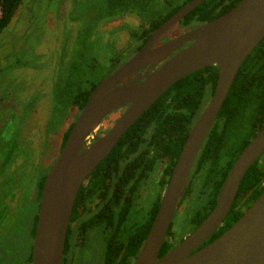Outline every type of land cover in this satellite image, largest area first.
Masks as SVG:
<instances>
[{
	"label": "water",
	"instance_id": "water-1",
	"mask_svg": "<svg viewBox=\"0 0 264 264\" xmlns=\"http://www.w3.org/2000/svg\"><path fill=\"white\" fill-rule=\"evenodd\" d=\"M202 1L190 0L175 11L137 53L104 75L90 92L45 176L32 264H62L69 218L81 185L166 89L186 74L207 66L217 70L214 90L189 130L157 212L131 264H264V190L232 225L205 244L223 224L246 170L264 154V122L236 157L206 217L159 256L195 158L238 69L264 36V0H240L214 19L152 48L164 31ZM184 44L187 45L183 47ZM156 65L159 66L153 69ZM124 106L108 131L97 136L105 117Z\"/></svg>",
	"mask_w": 264,
	"mask_h": 264
},
{
	"label": "trees",
	"instance_id": "trees-1",
	"mask_svg": "<svg viewBox=\"0 0 264 264\" xmlns=\"http://www.w3.org/2000/svg\"><path fill=\"white\" fill-rule=\"evenodd\" d=\"M189 1L74 0L69 15L73 21L78 19L81 26L76 34L77 45L73 51L72 64L66 70L61 69V79L54 88L51 100V110H54L52 120L60 124L69 110L78 113L101 76L99 71L97 72L98 67L106 64V68L101 67L104 68L102 73H110L125 57L139 49L151 32L164 20ZM239 1L204 0L186 14L180 20V24L190 28L196 27L228 11ZM22 2L23 0H0V34L8 26ZM126 13L136 15L139 21L130 32L134 44L125 51L107 57L106 62L102 64L92 55L94 49L92 45L93 42L96 43V39H93L94 28L103 19ZM85 49L87 52L91 50L89 58L84 56ZM216 79V67L207 66L186 74L173 83L122 134L107 156L94 168L87 183L80 187L75 200L76 205L90 200L95 195L97 189L89 191L88 185L96 187L102 182L104 184L105 179L113 180L119 172L121 190L123 188L122 192L130 194L131 205L127 203L129 198L123 200L120 210L116 201L111 200L110 212L107 213H111L113 218L108 216L111 222L103 264H130L137 255L157 212L172 167L192 124L203 109L201 105L211 96ZM263 122L264 36L238 69L218 115L195 158L179 199L180 204L194 201L191 204V211L185 214L186 222L178 230L180 233H183L188 224L191 226L200 224L213 208L227 172ZM69 130L70 127L67 128L61 145ZM261 158H264V154L246 170L224 225L214 232L207 242L232 225L241 216L243 207L247 208L264 190L262 185L264 160L261 161ZM157 169L160 170L159 175ZM150 173L154 178L155 190L151 207L141 222L132 221L134 191L138 190L141 182L143 183ZM155 185L158 189H155ZM74 212L75 206L73 214ZM101 216L105 215L101 213ZM91 218L92 216L89 220ZM115 220L120 221L116 228ZM174 238V231H169L159 256L175 246Z\"/></svg>",
	"mask_w": 264,
	"mask_h": 264
},
{
	"label": "flooded vegetation",
	"instance_id": "flooded-vegetation-1",
	"mask_svg": "<svg viewBox=\"0 0 264 264\" xmlns=\"http://www.w3.org/2000/svg\"><path fill=\"white\" fill-rule=\"evenodd\" d=\"M21 5H19V7ZM19 7L17 8V10L19 9ZM71 10L72 9L70 5V9L67 12L69 13L71 12ZM126 15L133 16L134 14L126 13ZM117 17L103 19L99 21L96 27L94 28L93 37L97 36V38H93V39H96L95 44H98V46L100 47L98 48V50L104 49L103 48L104 44H106V43L103 44L101 40V35L96 34L98 32L99 26H101V23L108 20H114ZM12 18L9 22L10 27H11V23L13 25L16 24L18 25L19 21L21 22V20L18 19L17 17L15 18L14 21H13L14 18L13 19ZM73 22L75 23L76 26H78L75 33L77 34V31L81 26L79 25L80 21L76 19ZM138 22L139 21L137 18V23ZM131 27L129 28L127 27L129 29L128 30L129 45L120 51H116L114 53L110 52V56H108V58L112 56L111 54H116L118 52L125 51L128 49V47L130 48V46L134 44V41L130 35V32L134 30L133 29L134 27L132 28ZM189 29L191 28L182 26L179 20L176 24H174L169 29L164 31V33L158 37V39L152 45V48L160 46L163 43H166L176 38L177 36L181 35L182 33H184ZM149 37L146 39V41L149 39ZM146 41L139 47V49H137L133 53H130L129 56L125 57V59L112 71H114L124 62L130 59L135 53H137L143 47ZM70 45L63 52V54L62 53L60 54L61 61L60 63L57 64V67H59V69L55 77L52 78L53 82L51 88L52 90L50 97L51 99L49 100V103L48 101L46 102L49 104L46 110H44L43 108L41 110H34L36 105V103L34 105V102L36 98L32 97V104L28 106L30 110H24V112L21 110L17 116L18 122L15 121L12 122L7 119H9L10 113L11 115H14V113L16 114L17 110H6V106L10 109L9 107L10 100L7 99V96L10 93L9 89L5 88V91L2 94H0V139L1 141L7 143L6 157L4 155L2 156V159L5 157L4 162L0 160L1 161L0 162V264H32L33 244L35 238L36 225L38 222V214L40 211V202H41V194H42L44 179L50 167L52 166L53 161L58 155L59 150L63 146L61 145V143L67 128L70 127L71 129L78 113L81 110L80 109L78 113L75 110H69L67 115L65 116V118L62 119L60 124L59 123L57 124L56 121L52 120V112L54 110H51L52 107L51 100L53 99L54 88H56L55 85H57V82L61 79L60 76L61 69L65 68L64 70H66L72 64L73 50H70ZM186 45L187 44H184L183 47ZM18 47L19 44H17L16 48H9L8 56L2 59V61L10 57L11 54L10 52H12V50L17 52V50L19 49ZM2 61H0V71H1ZM104 62H106V60ZM105 66L106 64L103 65L102 67ZM158 66L159 65H156L153 69H156ZM111 68L112 66L110 67V69ZM146 68H148V65L144 69L140 70V73H144ZM103 71L104 68H101V70L99 71V73L101 74L99 80L104 75H106L105 73H102ZM4 81L5 79H3L2 81L0 80V86L3 85ZM35 91L38 92V88L35 89ZM37 95L41 99L42 97L41 91L38 92ZM15 107L17 108V104H15ZM125 108L126 106L109 113L102 121V124L98 129L99 131H101V133L100 134L98 133L97 136L107 132L108 129L112 126L114 120L122 113V111ZM27 121H29V124H24ZM56 133L58 134L56 135ZM93 139L94 138L92 137L90 141L93 142ZM52 143L54 145V149L50 151L51 149L49 148L53 146ZM48 151H50V153H48ZM51 156L52 159L49 161L48 157ZM29 157L31 158L29 159ZM43 158H45L46 161L49 163V168L45 169L44 170L45 172L42 174ZM20 159L22 160L20 161ZM91 174L92 172L90 173V175ZM159 174L160 172L157 173V175ZM90 175L87 177V179L82 185H85L87 183V180L90 177ZM120 178H121V174H119L118 172L116 174L115 179L112 180L111 178H107L105 179L104 184L102 182L100 185H97L96 187H92V184L88 185L87 188L89 191L90 190L92 191V189H97L95 195L92 198H90V200H87L79 205H76L74 201L65 235L62 264H85L83 260L89 259L90 256L92 257L91 254L94 255L95 259H98L97 264H103L104 251L106 249V244L109 237L108 233L110 231V222H111L108 216H111V218H113L111 213L109 214L107 213V211L110 212L109 206L112 203L111 200L113 199L114 202L116 201L119 210L123 200H128L129 198V201L127 203L131 205L130 194L124 193V191L122 192L123 188L121 190ZM90 183L91 181L89 182V184ZM153 184H154V178H152V173H150L149 177H147V179L143 183L141 182L140 187H138V190L136 189V191H134L133 203L135 206L131 217L132 221L141 222L144 219L146 212H148L149 208L151 207L152 199L154 196V193H152ZM262 185H264V180L262 181ZM155 189H158L156 185H155ZM179 204L180 203L178 202V205ZM184 205L185 202L184 204H180L179 208L183 210ZM74 206H75V212L73 214ZM102 209H104V211H101ZM245 209L247 208L244 206L242 209L243 212L245 211ZM101 213L105 215L104 216L105 218L101 216ZM91 216L92 218L89 220ZM176 220H174L173 218V221L168 230V232L174 231L175 233V238H174L175 245L178 242H180L183 238H185L188 234H190L197 226V225L191 226L190 224H188L186 228L183 230V233H180L179 231L174 230V227L177 225ZM119 222L120 221L115 220V228ZM223 225H224V221L221 226ZM92 239H96L101 244L97 249V252L95 249L92 250L91 247L89 249L87 247L88 245L87 243H89V240ZM208 239L206 240L205 244L208 243L207 242ZM98 255L99 258L97 257Z\"/></svg>",
	"mask_w": 264,
	"mask_h": 264
},
{
	"label": "rangeland",
	"instance_id": "rangeland-1",
	"mask_svg": "<svg viewBox=\"0 0 264 264\" xmlns=\"http://www.w3.org/2000/svg\"><path fill=\"white\" fill-rule=\"evenodd\" d=\"M70 5L72 9V0H24L13 16L14 19L12 18L13 21L16 17L21 20V22L19 21L18 23L19 26L11 23V27L9 24L1 32L0 61L8 56L9 48H16L17 44H19L17 52L12 50V52H10V57L1 63L0 80L2 81L5 79V81L3 85L0 86V94L5 91V88H8L10 93L7 99L10 100V109L6 106V110H17L16 114L14 113L15 116L10 113L9 119L7 120L18 122L17 116L20 111L22 110L24 112V110H30L28 106L32 104V97L36 98L34 110H41L42 108L46 110V108H48L52 93V78L55 77L59 69L57 64L61 61L60 54H63L70 43V50L73 51L77 45L75 33L78 26L71 20L69 15L70 12H67L70 9ZM136 24H138L137 17L126 14L120 15L114 20L101 23L96 34L101 35L103 44H106H104V49L98 50L100 47L93 42L92 48L94 49L92 55L95 56L94 58L103 64L105 59L110 56V52L114 53L126 48L129 45L128 28L131 26L135 27ZM94 38H97V36ZM90 51L91 50L87 52V49L84 50L85 58L91 56ZM101 67L102 66L98 67L97 72L101 70ZM37 88L38 92L41 91L42 93L41 99L37 95L38 92L35 91ZM47 101L48 103H46ZM15 104H17V108ZM205 104L206 101H204L201 106L204 107L203 105ZM24 124H29V121ZM57 134L58 133H56V135ZM49 149L52 151L54 145ZM50 151H48V153H50ZM6 154L7 143L0 139V160L3 162ZM3 155L5 157L2 159ZM30 158L31 157H29V159ZM48 158L50 161L52 156ZM21 160L22 159H20V161ZM263 160L264 158H261V161ZM42 166L43 174L45 172L44 170L49 168V163L45 158L42 160ZM158 172H160V170H158ZM154 191L155 190H153L152 193H154ZM193 202L190 203L189 201H185L183 210L179 208L180 204L177 206L174 216V220L177 219V225L174 227L175 231L182 228V224L186 222L184 214L187 215L191 211V204ZM87 244L88 249L91 247L92 250L95 249L96 252L101 245L96 239L89 240ZM91 255L92 257L90 256L89 259L83 260L85 264L98 263V259H95L93 254ZM97 257L99 258V255Z\"/></svg>",
	"mask_w": 264,
	"mask_h": 264
}]
</instances>
